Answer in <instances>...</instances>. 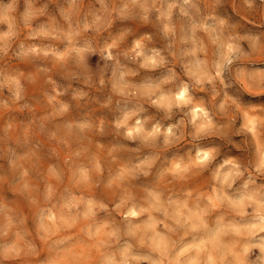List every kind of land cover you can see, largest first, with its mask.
Segmentation results:
<instances>
[{"label": "clouds", "instance_id": "1", "mask_svg": "<svg viewBox=\"0 0 264 264\" xmlns=\"http://www.w3.org/2000/svg\"><path fill=\"white\" fill-rule=\"evenodd\" d=\"M0 264H264V0H0Z\"/></svg>", "mask_w": 264, "mask_h": 264}]
</instances>
